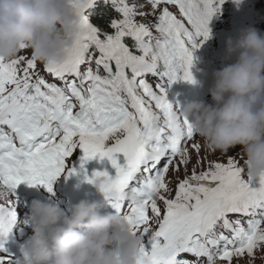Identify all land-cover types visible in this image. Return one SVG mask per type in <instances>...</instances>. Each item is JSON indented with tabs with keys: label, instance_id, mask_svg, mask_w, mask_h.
Segmentation results:
<instances>
[{
	"label": "snow or ice",
	"instance_id": "snow-or-ice-1",
	"mask_svg": "<svg viewBox=\"0 0 264 264\" xmlns=\"http://www.w3.org/2000/svg\"><path fill=\"white\" fill-rule=\"evenodd\" d=\"M223 2L146 0L150 10L141 11V3L103 0L117 15L101 13L111 30L102 31L90 22L99 0H76L79 29L62 62L0 61V188L27 183L51 192L61 174H75L66 160L80 149L81 169L96 157L115 168V176L93 173L105 177L106 198L114 188L132 193L113 208L141 240L139 264H232L245 255L253 264L264 250V179L252 186L233 157L197 171L202 147L164 87L195 83L192 51L209 39ZM15 215L14 201L0 198V241Z\"/></svg>",
	"mask_w": 264,
	"mask_h": 264
},
{
	"label": "clouds",
	"instance_id": "clouds-1",
	"mask_svg": "<svg viewBox=\"0 0 264 264\" xmlns=\"http://www.w3.org/2000/svg\"><path fill=\"white\" fill-rule=\"evenodd\" d=\"M76 0H0V61L25 50L39 63H60L74 42L80 20ZM23 46V48H22ZM235 62L213 71L209 94L213 105L191 100L178 105L182 118L208 148L227 153L239 145L242 177L264 179V32L249 27L226 42ZM98 193L104 176L87 180ZM132 197L114 188L105 199L111 206ZM101 201L80 200L68 211L58 203L33 200L29 206L32 236L19 264H139L141 240L126 219L101 213Z\"/></svg>",
	"mask_w": 264,
	"mask_h": 264
},
{
	"label": "rangeland",
	"instance_id": "rangeland-1",
	"mask_svg": "<svg viewBox=\"0 0 264 264\" xmlns=\"http://www.w3.org/2000/svg\"><path fill=\"white\" fill-rule=\"evenodd\" d=\"M145 1V0H144ZM140 3V0H129V3ZM100 7L111 8L110 5H105L103 0H99L98 6L95 11ZM112 9V8H111ZM100 10V9H99ZM141 11H149V5L144 4V8L140 9ZM172 11V9L170 8ZM115 13V12H114ZM115 15H117L115 13ZM137 20L140 22H146V20L137 17ZM147 20H154L153 16L147 17ZM264 20V10L254 8L252 5L248 3L247 0H224V2L220 6V11L218 14H214L209 21L210 26V37L206 41L211 42L209 45L207 44V49L215 50L218 52L217 60L220 65L223 67L234 63L235 56L228 57L226 53V42L231 39L235 41L241 30L249 27L256 28L260 31V25ZM223 26H226V30H224ZM261 32V31H260ZM19 55H24L26 58L31 57V50L26 49L23 50ZM39 65V62H38ZM196 143L200 144L202 150L199 154V158L202 160V163L197 166V171L207 169L209 164L214 162L219 163H227L228 157H233L238 162V165L241 166L243 161L240 158L238 152L240 151V146L237 145L231 149L227 153H222L219 151H213L208 148L205 142L201 139ZM197 160V155L195 152L191 156V162L188 165L189 174L192 169V165L195 164ZM173 174V173H172ZM173 179L176 181V177L173 174ZM184 177V172L181 171L179 173V178ZM258 183V181H254ZM253 183V182H252ZM256 259L253 261V264H264V250H256ZM248 257L245 255L243 258H237L233 264H247Z\"/></svg>",
	"mask_w": 264,
	"mask_h": 264
},
{
	"label": "trees",
	"instance_id": "trees-1",
	"mask_svg": "<svg viewBox=\"0 0 264 264\" xmlns=\"http://www.w3.org/2000/svg\"><path fill=\"white\" fill-rule=\"evenodd\" d=\"M250 5H252L254 8L264 10V0H247ZM100 9V10H99ZM95 15L90 16V22H92L95 26H98L101 28L102 31H111L110 29L106 28L105 25V16L101 15V13H106L111 17H115L114 11L107 7H100L97 11H95ZM260 31L264 32V20L262 21L260 25ZM127 43L131 44V40H128Z\"/></svg>",
	"mask_w": 264,
	"mask_h": 264
}]
</instances>
